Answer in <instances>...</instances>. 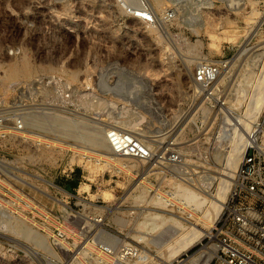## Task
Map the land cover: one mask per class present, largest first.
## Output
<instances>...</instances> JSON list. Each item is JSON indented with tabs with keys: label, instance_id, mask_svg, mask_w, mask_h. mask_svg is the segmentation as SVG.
<instances>
[{
	"label": "rangeland",
	"instance_id": "obj_1",
	"mask_svg": "<svg viewBox=\"0 0 264 264\" xmlns=\"http://www.w3.org/2000/svg\"><path fill=\"white\" fill-rule=\"evenodd\" d=\"M120 1L0 0V79L9 62L20 65L26 59L30 64V72L19 71L15 81L0 80V114L11 113L16 89L35 75L58 72L82 85L69 103L74 108L71 114L27 115L56 114L62 119L48 129L28 125L37 131L31 135L38 134L42 140L1 131L10 128L12 114L0 124V264H119L111 256L106 263L95 259L102 252L92 246L94 240L104 235L110 239L111 233L136 247L138 243L126 231L138 229L143 215L150 211L174 215L155 202L157 193L179 205L175 184L191 186L207 200L197 212L193 210L199 215L217 195L219 178L229 168L223 130L234 122L225 106L245 117L264 73V0H164L157 13L172 9L173 17L156 27L147 24L144 31L141 20L123 11V3L129 1ZM26 18L34 20L33 28L27 27ZM43 30L51 35L42 34ZM14 45L22 47L18 55L7 52ZM204 56L222 57L228 63L221 81L216 80L220 92L215 93L225 100L222 106L214 97L190 91L189 73L195 60ZM143 76L152 81V87L142 81ZM121 80V90L112 86ZM263 109L264 104L257 117ZM121 119L136 122L144 134L157 135L141 136L155 151L152 163L137 161L130 170H118L98 156L99 147L62 132L69 123L103 133L107 122L119 125L115 120ZM44 140L57 144L47 145ZM172 150L180 152L179 162L168 159ZM149 168L139 178L149 188L141 185L144 193L139 188L128 193L140 170ZM136 197L142 201H134ZM116 200L121 202L119 208L113 206ZM74 210L78 216L71 221ZM94 216L102 219L94 220ZM118 216L128 218L131 229H122ZM26 223L32 226L30 234ZM43 235L55 253L38 242ZM57 240L65 242L64 248ZM85 245L88 249L82 253Z\"/></svg>",
	"mask_w": 264,
	"mask_h": 264
},
{
	"label": "built area",
	"instance_id": "obj_2",
	"mask_svg": "<svg viewBox=\"0 0 264 264\" xmlns=\"http://www.w3.org/2000/svg\"><path fill=\"white\" fill-rule=\"evenodd\" d=\"M123 6V11L127 15L139 17L154 27L174 15L172 9L156 15L147 0H139L135 5L124 2ZM26 25L28 28H33L34 20L26 18ZM42 34L51 35L46 30H43ZM21 48L16 45L10 46L7 52L10 55H18ZM225 61L226 59L222 57L197 58L189 73L190 91L196 95L205 96V98L214 97L217 100L219 95L215 92L217 90L220 92V90L216 88V80ZM20 85L14 93L11 109L8 110L13 115L12 124L10 128L1 131L26 130L29 133L26 139H32L37 136L30 134L37 131L25 125L24 115L27 116L32 112L71 114L74 108L70 104L81 83L71 82L58 72H51L35 75L26 84L21 83ZM10 114L1 113L0 124L4 117ZM105 132L110 151L114 155L130 156L144 161L152 159L151 148L135 133L121 129L116 124L107 126ZM39 137L42 136L39 135ZM180 155L177 150H172L167 157L175 163L180 161ZM159 158H162V155L158 157V161ZM232 185L229 198L211 227L210 233L178 255L174 259L175 264H203L205 256H209L205 264H216V262L220 264H264V109L261 115L252 122L246 148L239 159ZM77 214L78 212L76 214L70 212L71 221L76 220ZM104 236L103 238L98 237L94 240V244H91L96 250L117 259L120 264L134 256L132 245L135 244L130 242L129 247L124 246L117 241L116 237L108 239L106 235ZM90 253L95 254L94 251ZM76 257L77 254L74 259Z\"/></svg>",
	"mask_w": 264,
	"mask_h": 264
},
{
	"label": "bare ground",
	"instance_id": "obj_3",
	"mask_svg": "<svg viewBox=\"0 0 264 264\" xmlns=\"http://www.w3.org/2000/svg\"><path fill=\"white\" fill-rule=\"evenodd\" d=\"M128 1L129 2L132 1L131 2L132 4L137 3L136 0H134V1L128 0ZM150 3L152 6V8H151L152 11L157 15L158 8H161L162 4L164 3V0H150ZM239 6H241V5H239ZM120 8L123 9L122 6L119 4V9ZM133 18L141 20L142 24H141V26L140 25L139 26L142 27V30L143 29L146 30L148 23H146L145 21H143L139 17L133 16ZM148 25H151V24H148ZM248 28H247V30H248ZM251 30H252V28H251ZM233 39H234V37H233ZM263 62H264V60H263ZM185 66H188V61L185 62ZM227 66H228V63H225L222 66V68L220 69L219 75L217 78L219 81H221V78H222L221 77L222 71ZM3 72H4V74L2 75V77L0 79L1 81H9V82L15 81V77L17 76L18 72L19 73L22 72L24 74L25 73L28 74L30 72V64L26 59H23L20 62V65H18V63L16 61H11L7 64V67L4 69ZM121 72H123V71H121ZM178 73L180 74V71ZM259 78H260V75H259ZM16 79H17V77H16ZM255 80H257V79H255ZM142 81H144L148 87L153 86V84L151 83L152 81L150 82L146 76H143ZM100 83L104 87L108 86L107 83L103 79H101ZM112 86L116 87V89H118V90H121L124 86V81L121 80V81L115 82ZM252 86H254V85L252 84ZM256 86H257L256 92L254 91L255 93H253L251 91L252 95L256 94L255 95L256 96L255 101L254 102L252 101V103L250 102L252 99L254 100V97L251 96V98H250L251 100L248 101L251 103L250 104L251 106L249 107V105L248 106L245 105V106H247V108L249 107L248 111H247V108L244 110V112L247 111L245 117H240V116L232 114V111H233L232 108L233 107L231 108L230 106L229 107L225 106V108L228 111V115L234 119V122L232 121L233 123L231 124V126L229 128L225 127V130H223L224 131L223 137H222L223 146L227 147L224 160L226 161V164L229 168H227L228 170L221 175V176H223V175L224 176L219 178L220 182H218V183H220V184L218 185L219 187H218L217 195L213 199L209 200V204H208L207 208H205L204 212L201 215H199V214H196L194 212L197 209H199V207H201L202 205L207 203L206 202L207 200H206L205 196H200L196 190L191 188V186L189 187L188 185H183V184H178L176 186V184H175V187H177V188H176V190L174 189V194H175V197L178 198L180 201L179 205H176L175 204L176 202L173 203L171 201L172 198L169 199L168 197H165L163 194L157 193L156 197L154 198L155 202L157 204H160L161 207L166 208L167 210L173 212L174 215H166L165 213H158V212L153 213L150 211V212H147V214L143 215V216H145L144 219H142V220L140 219L141 221L138 222L139 228L134 230L136 232L126 231V234H129V236L133 237L135 239V241L138 243V245L136 247H135V245H132V253H134V256H132L127 261H123L122 264H175L174 259L177 255H179L182 251L191 247L195 242L199 241L201 239V237L208 235L210 233L211 227L213 226L214 222L216 221V218H217L218 214L220 213L221 208L224 205V201H225L224 199H225L226 193L229 190L231 184H233V181H232V179H234L233 169H235L239 159L241 158V156L243 155V153L245 151L247 139H248V134H249L250 129H251L250 128L251 123L255 119H257V116H258V114H259V112H260V110L264 104V73L261 76L259 84ZM252 88H254V87H252ZM147 90L149 91L148 88H147ZM245 96H246V94H245ZM224 101L225 100H222L221 97L219 99H217V103L221 106L225 104ZM238 103H239V101H238ZM247 103H245V104H247ZM233 104H232V106H233ZM243 109H244V107H243ZM39 115H40L39 113H33L30 116H25L24 117V123L26 125H32V126H36V127L40 126L39 128L48 129L55 122L62 121V119H60V117H58L56 114H54L52 116L48 115L47 118L45 116H42V115L39 116ZM228 118L229 117H227V119ZM115 122L119 123V125H117V124L116 125L119 126L120 128L134 132L139 137H141L142 135L151 136V137L157 136L155 134H153V135L144 134L145 129L143 127H139V126L136 127L135 126L136 122H134L132 120L121 119V120H115ZM107 123H108L107 125L114 124L111 122H107ZM107 125L102 127L103 133H100L96 129H93V128L91 130H86V129H82L79 127L74 128L73 126L69 125V123H67L64 126V128L62 129V132L69 134L71 136H74V137H83L85 140H87L90 143H92L93 145L99 147L101 149L100 150L101 152L97 153L98 156L103 157L104 161L112 164L113 166L116 167V169H118V170H121V169L122 170H130L132 167H134L136 165L137 161L141 162L142 160L135 159V158H132L130 156H117V155H114L110 150L108 151V149H110V146L108 145L107 134H106V132H104ZM8 131L11 132L12 134H17V135H20V136L25 137V138L29 135V133L24 132V131H14L11 129ZM141 139H143V138L141 137ZM37 140L38 141L42 140V138H37ZM44 141H45V144H47V145L57 144L56 142H53L50 140H44ZM171 143H174V139H173V141H171ZM148 145L152 150L153 157L156 156L155 151L152 148V146L150 144H148ZM43 152H44V150L42 151V153ZM153 160H154V158H152L148 162L152 163ZM150 169L151 168H149L147 170H145V169L140 170L141 172L139 171L140 174L138 175V177L135 178V180L131 184V186L134 183H135V185L133 186V188L130 187V190L128 193H134V190L136 188H139V191H143L144 188H142V186L143 185L147 186V184H144L145 181L142 180L143 177L141 179H139V178L141 176H143L144 173H147ZM147 188H149V186H147ZM143 193H144V191H143ZM140 194L137 196H141ZM128 196L130 197V195H128ZM136 198H134V199H136L134 201H136V202L142 201L141 198H138V197H136ZM128 201H130V200H128ZM122 202H124V201H122ZM120 203L121 202L116 200L115 204L113 206L115 208H119ZM181 203L184 205H181ZM138 204H140V203H138ZM193 210H195V211H193ZM127 212H129V211H127ZM93 219L94 220H101L102 218L101 217H97V218L94 217ZM116 220L118 223L121 224L120 227L122 229L123 228L125 229V227H127L129 225V223H131V222H129L128 218L123 217V216L116 217ZM132 222H134V221H132ZM21 225H24L23 220L21 221ZM141 227L142 228L144 227V230H142V229L140 230ZM127 229H131V226H130V228L127 227ZM25 230H26L27 234H30L32 232V226H30L26 223ZM101 230L107 231L104 227H101ZM109 237H116L117 241L119 243H122V244H123V242L130 243L125 238H123L117 234H111L110 233ZM58 240L56 241V243L59 244L61 248H64L65 242L63 243L62 241H58ZM38 242L42 243L43 248L46 249L48 252L55 253L54 248L50 245V243H48V241H46V236H44V235H43V237L41 236L40 241H38ZM130 244H128V245L123 244V245L129 247ZM66 247H68V246L66 245ZM85 249H88L86 245L83 246V248L80 251H82V253H83ZM94 258L99 260V261H102L104 263H106L109 260L107 255L102 254V253H98L97 256ZM208 258H209V256H205V259L203 260V264H205L207 262ZM78 263H79V261L75 262L74 264H78Z\"/></svg>",
	"mask_w": 264,
	"mask_h": 264
}]
</instances>
